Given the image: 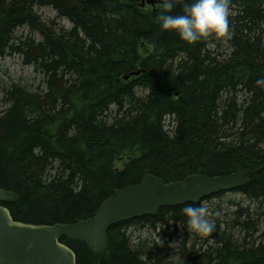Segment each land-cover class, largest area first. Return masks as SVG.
<instances>
[{
  "label": "trees",
  "instance_id": "1",
  "mask_svg": "<svg viewBox=\"0 0 264 264\" xmlns=\"http://www.w3.org/2000/svg\"><path fill=\"white\" fill-rule=\"evenodd\" d=\"M141 3L0 0V57L41 76L2 87L0 187L17 195L3 205L18 221L75 223L146 174L244 171L242 200L219 192L115 224L103 255L62 241L77 264H264V0H229L228 31L195 43L161 28L162 0ZM187 204L208 207L210 235L188 231Z\"/></svg>",
  "mask_w": 264,
  "mask_h": 264
},
{
  "label": "water",
  "instance_id": "2",
  "mask_svg": "<svg viewBox=\"0 0 264 264\" xmlns=\"http://www.w3.org/2000/svg\"><path fill=\"white\" fill-rule=\"evenodd\" d=\"M158 0H142L154 5ZM248 183L244 171L225 176L194 174L184 180L165 182L146 174L140 182L115 190L97 209L93 217L75 223L33 224L15 220L3 203L17 195L0 187V264H77L75 251L62 238L81 240L93 251L104 254L111 226L156 215L160 208L200 203L219 192L231 191Z\"/></svg>",
  "mask_w": 264,
  "mask_h": 264
},
{
  "label": "clouds",
  "instance_id": "3",
  "mask_svg": "<svg viewBox=\"0 0 264 264\" xmlns=\"http://www.w3.org/2000/svg\"><path fill=\"white\" fill-rule=\"evenodd\" d=\"M175 7L176 0H162L156 19L162 29L176 32L188 43L211 34L223 36L228 31L229 0H191L180 13H173ZM256 84L264 85V77L258 78ZM182 211L188 231L207 236L215 230V221L209 217L207 206L187 204Z\"/></svg>",
  "mask_w": 264,
  "mask_h": 264
},
{
  "label": "rangeland",
  "instance_id": "4",
  "mask_svg": "<svg viewBox=\"0 0 264 264\" xmlns=\"http://www.w3.org/2000/svg\"><path fill=\"white\" fill-rule=\"evenodd\" d=\"M41 16L45 19H54L63 24L66 27H70L71 24L65 19H57L56 13L50 8H42L39 10ZM41 81V76L33 71L31 66L23 64L22 58L15 54H8L0 57V101L2 97V87H7L11 83H21L35 89ZM2 103L0 102V110L2 109ZM225 199L242 200L243 197L232 191H228L224 196ZM217 202V201H215ZM247 202V201H245ZM209 206V205H208Z\"/></svg>",
  "mask_w": 264,
  "mask_h": 264
},
{
  "label": "bare ground",
  "instance_id": "5",
  "mask_svg": "<svg viewBox=\"0 0 264 264\" xmlns=\"http://www.w3.org/2000/svg\"><path fill=\"white\" fill-rule=\"evenodd\" d=\"M248 178V177H247ZM248 181H249V179H248Z\"/></svg>",
  "mask_w": 264,
  "mask_h": 264
}]
</instances>
